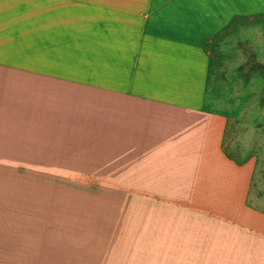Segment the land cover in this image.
<instances>
[{
    "label": "crops",
    "instance_id": "obj_1",
    "mask_svg": "<svg viewBox=\"0 0 264 264\" xmlns=\"http://www.w3.org/2000/svg\"><path fill=\"white\" fill-rule=\"evenodd\" d=\"M126 1L70 75L21 68L0 0V264H264L258 157L219 98L264 0Z\"/></svg>",
    "mask_w": 264,
    "mask_h": 264
},
{
    "label": "rangeland",
    "instance_id": "obj_2",
    "mask_svg": "<svg viewBox=\"0 0 264 264\" xmlns=\"http://www.w3.org/2000/svg\"><path fill=\"white\" fill-rule=\"evenodd\" d=\"M126 0H9L14 10L13 26L9 28L7 48L19 57L21 68L46 69L74 75L87 74L101 61L99 37L94 28L107 20L108 10L139 8ZM119 18V17H118ZM93 29V32H92ZM244 50L245 62L230 63L227 73L229 95L222 103L236 111L234 123L237 133L233 143L241 144L242 157L256 155L254 174L256 193L264 192V73L252 71L249 76L250 55L264 63V15L255 16L253 23L244 19L235 33ZM98 36V38H97ZM249 56V58H248ZM74 73V74H73ZM223 82V81H222ZM238 85V86H237ZM238 88L237 93L234 89ZM226 98V99H224ZM226 100V101H225ZM233 144L231 143L229 152Z\"/></svg>",
    "mask_w": 264,
    "mask_h": 264
},
{
    "label": "trees",
    "instance_id": "obj_3",
    "mask_svg": "<svg viewBox=\"0 0 264 264\" xmlns=\"http://www.w3.org/2000/svg\"><path fill=\"white\" fill-rule=\"evenodd\" d=\"M250 64H249V70L245 73L247 77L249 76L250 72L252 71H262L264 73V63L259 62L256 60L255 55L251 54L250 55ZM263 103H264V97H263Z\"/></svg>",
    "mask_w": 264,
    "mask_h": 264
}]
</instances>
